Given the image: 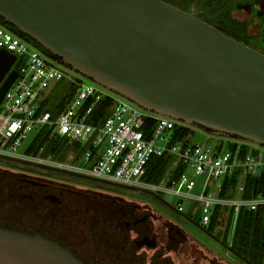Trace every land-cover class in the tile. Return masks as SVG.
Wrapping results in <instances>:
<instances>
[{
    "label": "water",
    "instance_id": "95a60500",
    "mask_svg": "<svg viewBox=\"0 0 264 264\" xmlns=\"http://www.w3.org/2000/svg\"><path fill=\"white\" fill-rule=\"evenodd\" d=\"M0 23L146 110L264 145V54L194 13L163 0H0ZM15 60L0 48V102ZM0 264L86 263L55 240L0 227Z\"/></svg>",
    "mask_w": 264,
    "mask_h": 264
},
{
    "label": "built area",
    "instance_id": "2783aa9c",
    "mask_svg": "<svg viewBox=\"0 0 264 264\" xmlns=\"http://www.w3.org/2000/svg\"><path fill=\"white\" fill-rule=\"evenodd\" d=\"M0 48L21 60L20 67L16 68L18 75L0 102V155L141 191L170 192L196 199L201 203L202 226L210 222L218 205L234 210V222L241 206L254 210L264 204V194L242 197L246 176L259 177L264 173V147L249 149L246 142L235 141L222 150V140L211 145L194 143L188 136L190 132L179 138L177 129L188 127V123L146 110L121 95H113L111 90L84 76L67 73L44 57L40 49L4 25H0ZM58 82L71 84L73 93L52 118L51 110H42L40 105L49 96L48 90ZM69 91L62 86L57 95ZM105 98L112 100L110 111L106 114L96 112L98 103ZM44 126L52 129L54 138L64 137L65 145L74 146L63 159L41 155L42 146L37 154L26 153V148L19 150L30 133ZM162 156L169 157L167 173L158 181L147 180L152 158ZM175 169L180 171L172 175ZM189 169L191 174H188ZM235 174L233 195H218L223 180ZM177 210L187 212L181 204Z\"/></svg>",
    "mask_w": 264,
    "mask_h": 264
},
{
    "label": "rangeland",
    "instance_id": "374dc122",
    "mask_svg": "<svg viewBox=\"0 0 264 264\" xmlns=\"http://www.w3.org/2000/svg\"><path fill=\"white\" fill-rule=\"evenodd\" d=\"M0 25L3 26L2 23ZM41 54L67 73L78 77L83 76L77 71L45 55L43 52ZM20 64L21 60L18 57L13 67L19 68ZM84 79L92 81L87 77ZM110 92L120 97L115 92ZM48 93H50V90H48ZM188 128L190 130L188 136H190L191 141L194 143L198 142L211 145L216 140H222V150L227 148L229 142L235 141L246 142L250 147L249 149L256 146L264 147V145L253 141L241 140L226 134L208 132L196 124H188ZM33 134L34 132L30 133L23 140L19 147L20 151L28 146ZM16 162L10 163L4 158H0V167L9 168L45 180L66 183L70 189L75 191L72 194L63 195L64 197L58 194L63 198V202L61 205L55 207L54 211L58 216H54L51 212L53 206L48 200L42 199L41 197L23 200L19 195H14V189L26 192L24 188H19L14 182H6L7 186L4 183L3 185L0 184V221H4L5 219L13 223L19 230L31 231L33 227H37L44 234L52 235L56 239L61 240L65 245L69 246L74 252L84 258H90L94 253L93 248H95V253H97L99 259H104L107 262L115 261V264H248L236 256L219 239H216L213 233L206 231L201 226L200 201L178 196L170 192L158 194L161 198L159 199L138 189H112L115 191L111 192L114 196H122L128 202L150 206L153 210L161 214V216L174 222L184 235V239L167 242L164 237L165 235L160 234L155 238L156 246L136 247L135 250L127 251V255H124V253L119 251V248H115V243L109 234L99 235L96 233L94 235L95 233L88 232V228L91 226H110L111 223L112 216L102 211L103 202H99L98 199L90 197L91 194L98 191V188L101 189L100 187L63 174L50 173L37 166H35L37 168H32L30 167L32 165L27 166L29 164L24 162ZM191 173L192 170L189 169L188 174ZM196 177L198 178V176ZM178 204H181L187 212H179L177 210ZM150 207L144 208L143 212H148L147 209L151 210ZM61 211L64 212L63 217L59 216V212ZM93 213L96 215L92 216ZM157 224L158 222L155 218H147L145 221V225L147 226H139L136 231L131 225L127 235L131 238L135 237L139 239V232H142L145 228L149 229V225L156 226ZM92 240H94L93 243ZM95 240H98L97 246Z\"/></svg>",
    "mask_w": 264,
    "mask_h": 264
},
{
    "label": "trees",
    "instance_id": "16d2710c",
    "mask_svg": "<svg viewBox=\"0 0 264 264\" xmlns=\"http://www.w3.org/2000/svg\"><path fill=\"white\" fill-rule=\"evenodd\" d=\"M5 27L15 33V28L9 23H2ZM16 34V33H15ZM17 35V34H16ZM19 36V35H18ZM22 38V37H21ZM24 39V38H23ZM24 40L28 41L27 38ZM30 43V42H29ZM34 45V44H32ZM37 47V45H34ZM39 48V47H37ZM57 62H61L60 57L53 58ZM70 89L69 92L60 93L57 95L60 87ZM73 93V87L71 84L58 82L52 86L50 89L49 96L45 98L41 102L40 108L42 110H51L52 118H55L59 111L68 103ZM54 100H57L56 103ZM112 106V100L110 98H105L101 102L98 103L96 112L100 111L103 114H106L110 111ZM188 127H179L177 129V137H184L189 133ZM44 147L41 155L48 156L51 155L54 158L63 159L65 154L69 151V149H73V145H65L64 137L54 138L52 129L44 126L38 131L34 132L28 146L25 149V152L28 154H37L40 147ZM8 162L17 163L14 160L5 159ZM169 157H154L149 164L146 179L150 181H158L165 173H167L169 168ZM28 164V163H27ZM32 165V166H30ZM32 168H37L40 166L29 164ZM37 166V167H35ZM50 173H59L65 176H69L78 180L85 181L87 183H91L98 188V191H95L94 194H91L90 197L94 199H98L99 202H103L104 205L102 211L107 213L109 216H112L110 226H100L94 227L91 226L88 228L89 233H98L99 235L109 234L110 238L113 239L115 243V248H119V251L127 255V251H133L136 249L137 245L135 241L127 235L129 228L134 227L133 229L139 228V226H147L144 222H140L139 224H131V220H136L146 213L143 212V208L138 207L135 203L128 202L124 200L122 196H114L111 194L112 189H128L132 190V188H128L123 185L115 184L108 181H102L95 178L84 177L75 175L73 173H65L59 170H55L52 168H43L40 167ZM180 169H175L171 174L177 175ZM20 177H26L27 179H31L39 182L37 185H33L32 189L35 192H39L35 197H41L45 199V194L49 193H58L60 196L64 197L65 195L72 194L75 191L69 188L66 183H59L53 180H45L38 178L36 176L26 175L19 171L14 172L13 174L8 172L6 173L5 180L7 182H14L15 185L19 188L24 186L25 181ZM40 183H43L45 187L39 186ZM236 183V174L232 176V178H225L223 180L222 190L218 193V195L222 197H231L234 192V187ZM69 185V184H68ZM43 189V191H42ZM115 192V191H113ZM258 194H264V173L259 177H255L252 175H247L244 182V191L242 193V197L251 198ZM64 195V196H63ZM48 200L51 205L53 203L49 199ZM51 208V207H50ZM106 209V210H105ZM53 215V214H52ZM96 215L95 213L92 214ZM234 210L232 208L220 207L216 206L212 218L210 222L203 226L204 229L208 232L214 234L216 239H219L221 243L225 245H229L232 252L243 259L245 262L247 261L249 264H264V204L258 205L254 210L248 209L246 206H241L237 212L236 220L233 222ZM54 216H58L55 214ZM60 216V215H59ZM63 217V216H60ZM148 218H155L158 222L156 226H150L149 229L145 228L142 232L138 234H147L148 232H156L165 235L167 242H174L184 239L182 236L176 234L175 231L169 228V224L166 222L165 218L160 216H148ZM127 221H129L130 225L126 226ZM134 225V226H133ZM151 227V228H150ZM164 229V231H163ZM232 229V230H231ZM170 234V236H169ZM47 237L55 238L52 235H46ZM94 240H92L93 243ZM98 240H95L96 246ZM102 242V239H101ZM95 247V246H94ZM95 248H93V252ZM120 255V254H119ZM128 257V256H127ZM98 258V257H97ZM117 259V258H116ZM102 262H106V260L99 259ZM111 264H115L114 262H110Z\"/></svg>",
    "mask_w": 264,
    "mask_h": 264
},
{
    "label": "flooded vegetation",
    "instance_id": "af4514ba",
    "mask_svg": "<svg viewBox=\"0 0 264 264\" xmlns=\"http://www.w3.org/2000/svg\"><path fill=\"white\" fill-rule=\"evenodd\" d=\"M175 7L180 8L183 11L194 13L198 18L201 20L211 24L212 26L216 27L220 31L228 34L229 36L237 39L238 41H241L250 47L259 50L264 54V0H163ZM14 173L15 170L0 167V184L3 185V183L6 184V173ZM23 181H25L24 191H19L18 189H14V195H19L20 198L23 200H29L35 197L39 192H35L31 187L33 185L39 184V182L27 179L26 177H20ZM42 188L45 187L43 183H40ZM43 191V189H42ZM144 193L153 195L156 198H159V195L156 196L155 193L146 192ZM55 193V192H54ZM45 199H49L53 203V207L51 209V212L53 215L56 214L54 211L55 207L61 205L63 202V198H61L58 193L56 194H45ZM138 207L141 208H147L150 207L146 204H137ZM68 206V204H66ZM151 208V207H150ZM148 212L144 213L143 216L140 218H137L135 221L131 220V224H139L140 222H144L148 216H158L160 217L161 214L156 212L151 208V210L147 209ZM60 216H64V212H59ZM164 217V216H162ZM166 222L169 224V228L176 232V234L182 236L184 238V235L181 231V233L177 232V229L179 227L176 226L174 222L164 217ZM4 219V218H3ZM139 220V221H137ZM130 223L127 221L126 226H129ZM202 226V225H201ZM0 227H4L7 229H12L16 231H21L25 233L30 234H40L46 238L55 240L56 242L60 243L64 247L68 248L74 255H76L78 258H80L82 261H84L86 264H111L110 262H102L99 261L97 258V253H94L90 256V258H84L80 256L78 253L74 252L69 246L65 245L64 242H62L59 239L47 237L46 234L41 232L37 227H33L31 231H24L19 230L15 227L13 223H10L4 219V221H0ZM203 227V226H202ZM204 228V227H203ZM180 229V228H179ZM164 231V229H163ZM163 234L156 233L154 231L140 235V238H143L144 236H149L151 238H156L157 235ZM170 236V234H169ZM165 237V236H164ZM132 239L139 240L135 237H132ZM157 243L155 241L156 246ZM146 246V245H144ZM148 247V246H147Z\"/></svg>",
    "mask_w": 264,
    "mask_h": 264
}]
</instances>
